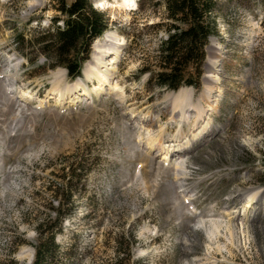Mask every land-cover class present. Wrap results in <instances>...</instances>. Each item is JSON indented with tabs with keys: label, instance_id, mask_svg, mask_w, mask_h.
Listing matches in <instances>:
<instances>
[{
	"label": "rangeland",
	"instance_id": "obj_1",
	"mask_svg": "<svg viewBox=\"0 0 264 264\" xmlns=\"http://www.w3.org/2000/svg\"><path fill=\"white\" fill-rule=\"evenodd\" d=\"M132 1H89L124 42L118 89L68 108L49 94L77 79L33 41L62 25L57 0H0V264H33L51 239L45 264H264V0L215 1L216 34L182 73L196 85L177 91L157 84L165 1ZM21 90L33 100L16 101ZM179 92L192 94L181 121L169 113ZM151 138L183 154L164 163ZM250 197L253 215L232 218Z\"/></svg>",
	"mask_w": 264,
	"mask_h": 264
},
{
	"label": "trees",
	"instance_id": "obj_2",
	"mask_svg": "<svg viewBox=\"0 0 264 264\" xmlns=\"http://www.w3.org/2000/svg\"><path fill=\"white\" fill-rule=\"evenodd\" d=\"M89 1L73 0L68 6L65 0H57V11L64 17L63 26H56L60 19L56 18L52 29L36 31L33 39L50 66L65 69L72 80L80 76L92 42L102 35L108 25L105 16L93 9ZM164 1L173 32L168 33L160 48L158 59L162 72L157 75V84L176 91L184 84L196 85L195 82L185 81L182 73L187 66L199 65L204 60V49L210 37L216 34L211 19L216 0ZM17 38L16 47L20 49L24 40L21 36ZM197 77L200 78V75ZM50 248H55L53 239L48 246L38 250L33 264H45L46 250Z\"/></svg>",
	"mask_w": 264,
	"mask_h": 264
},
{
	"label": "bare ground",
	"instance_id": "obj_3",
	"mask_svg": "<svg viewBox=\"0 0 264 264\" xmlns=\"http://www.w3.org/2000/svg\"><path fill=\"white\" fill-rule=\"evenodd\" d=\"M95 5L97 6V8H101L99 5H104V0H96ZM120 6H123L128 10H133L135 8V5L132 0H121ZM123 46V40L121 38H118L115 34L111 32H106L102 36V39L95 40L92 47L93 51L91 54V60L87 62L82 68L80 76L81 78H77L76 82L72 85H63L61 88H54L50 92L49 96L56 103L55 107H60L63 104L65 106L67 104L68 108H74L78 104H80L83 99L88 98L90 96L89 91H92L95 95H99L104 91H117L118 87L117 85L113 84V78L115 74V65L120 57V54H122ZM215 50L209 49L210 59H208V64L206 66L207 76H205V82L209 83L212 86H214L217 82L216 74L218 73L217 61L216 59L211 58V55H213V52ZM82 79L86 81H92L94 79L97 82V88H93L91 90L85 89L82 85ZM211 94L212 92L210 88L206 92L207 99L211 98ZM191 96V92H179L175 95V98L173 99V107L169 111L171 119L174 117V113L177 114L178 112H180V114L178 115V118L180 117V121L185 119L186 113L184 108L191 99ZM29 99L33 100L31 93H29L27 90H21L19 93V97L18 99H16V101L18 100L19 102L27 103ZM43 102V100L39 101V107H37H44ZM195 109L197 110L198 116H201V108ZM132 115L133 116L132 118H130V120L135 119L137 117L134 114ZM136 123H138V121ZM140 137L141 136H139V138ZM171 145L172 149L170 150V144L169 146H164L162 145V143L157 142V140L151 138L150 141L145 144V149L148 152H152L154 154L153 156L162 157V161L164 163H170L173 155L183 152V150L179 151V149H182L181 146L177 145L176 147L175 143H171ZM174 147H176V149ZM252 200L253 197L244 200L246 207L251 208L254 205ZM199 226L202 227L203 223H200Z\"/></svg>",
	"mask_w": 264,
	"mask_h": 264
},
{
	"label": "snow or ice",
	"instance_id": "obj_4",
	"mask_svg": "<svg viewBox=\"0 0 264 264\" xmlns=\"http://www.w3.org/2000/svg\"><path fill=\"white\" fill-rule=\"evenodd\" d=\"M100 7H103V5H99Z\"/></svg>",
	"mask_w": 264,
	"mask_h": 264
}]
</instances>
